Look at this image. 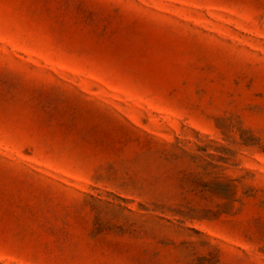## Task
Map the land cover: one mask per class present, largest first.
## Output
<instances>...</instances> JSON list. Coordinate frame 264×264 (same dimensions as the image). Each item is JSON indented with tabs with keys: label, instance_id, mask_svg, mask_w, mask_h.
Here are the masks:
<instances>
[{
	"label": "rangeland",
	"instance_id": "1",
	"mask_svg": "<svg viewBox=\"0 0 264 264\" xmlns=\"http://www.w3.org/2000/svg\"><path fill=\"white\" fill-rule=\"evenodd\" d=\"M0 264H264V0H0Z\"/></svg>",
	"mask_w": 264,
	"mask_h": 264
}]
</instances>
